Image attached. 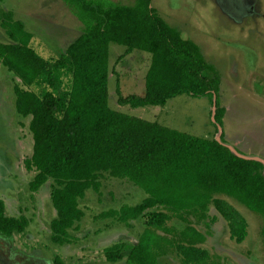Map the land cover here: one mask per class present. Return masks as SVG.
<instances>
[{
	"label": "trees",
	"instance_id": "trees-1",
	"mask_svg": "<svg viewBox=\"0 0 264 264\" xmlns=\"http://www.w3.org/2000/svg\"><path fill=\"white\" fill-rule=\"evenodd\" d=\"M83 28L57 55L43 56L32 45L33 32L13 10L2 9L0 26L8 40L0 41V64L19 78L13 85L16 111L30 116L32 151L23 165L34 173L28 187L36 191L51 179L50 199L56 210L50 220V239L73 240L84 214L79 199L91 188L100 192L104 172L127 178L146 195L134 204L122 203L99 211L130 225L143 217L144 226L125 255V264H159V256L175 251L181 264H220L219 255L200 243L205 233L195 221L209 219L213 205L226 220L229 235L240 242L247 221L219 194H226L264 217V164L233 151L223 140L192 134L112 108L108 101L111 72L109 43L149 53L141 94L123 95L118 102L132 106L164 104L178 93L208 95L215 101L213 119L221 125L224 107L218 97L219 74L199 45L183 37L151 5L113 0H65ZM39 83L35 91L23 85ZM162 206V209H155ZM183 221L176 228L172 217ZM25 214L5 211L0 198V233L23 232ZM122 241L102 248L108 261L123 256Z\"/></svg>",
	"mask_w": 264,
	"mask_h": 264
},
{
	"label": "rangeland",
	"instance_id": "rangeland-1",
	"mask_svg": "<svg viewBox=\"0 0 264 264\" xmlns=\"http://www.w3.org/2000/svg\"><path fill=\"white\" fill-rule=\"evenodd\" d=\"M232 1L151 0L158 13L183 37L194 40L205 59L214 64L220 78L218 97L224 107L220 130L208 95L178 93L157 105L119 103L117 83L123 95L143 92L150 54L137 49L126 51L125 45L116 42L109 43L108 101L114 109L192 134L210 138L222 134L225 143L264 160V0H245L247 7L252 6L251 13H238V2L230 6ZM2 9L13 10V16L33 32L32 45L47 57L60 53L83 28L65 0H0V12ZM7 40L0 26V41ZM18 80L0 64V198L6 213L25 214L30 222L23 232L9 236L0 233V264H125L128 247L144 226L143 217L126 225L95 215L122 203L134 204L146 192L127 178L104 172L100 192L88 188L79 199L84 214L77 222L78 228H70L73 240L53 242L49 225L56 214L50 199L52 180L47 179L36 191L30 190L28 181L34 171L23 165V158L32 151V136L28 128L30 116H22L15 109L13 85ZM23 86L35 91L43 89L39 83ZM219 195L245 217L247 234L242 241H236L229 235L226 220L210 205L209 215L216 219L195 221L205 233L200 245L217 253L220 264H264V217L226 194ZM168 223L176 228L184 224L174 216ZM115 241L124 243L123 256L108 261L102 248ZM158 261L181 264L175 251L159 256Z\"/></svg>",
	"mask_w": 264,
	"mask_h": 264
},
{
	"label": "flooded vegetation",
	"instance_id": "flooded-vegetation-1",
	"mask_svg": "<svg viewBox=\"0 0 264 264\" xmlns=\"http://www.w3.org/2000/svg\"><path fill=\"white\" fill-rule=\"evenodd\" d=\"M234 1L231 2L232 4L230 6H233ZM237 2H238V4L236 3V8L238 10V13H251V12H253L252 6L247 7L245 0H237Z\"/></svg>",
	"mask_w": 264,
	"mask_h": 264
},
{
	"label": "water",
	"instance_id": "water-1",
	"mask_svg": "<svg viewBox=\"0 0 264 264\" xmlns=\"http://www.w3.org/2000/svg\"><path fill=\"white\" fill-rule=\"evenodd\" d=\"M215 101H213V105L215 106V103H214ZM214 111V110H213ZM212 114H213V112H212ZM218 126V130H220V128H221V125H217ZM215 138H217V139H220V136L219 137H215ZM227 144V143H226ZM233 151H236V152H238L239 150H237L233 145H231V144H227ZM243 155L244 156H246V157H251V158H256V159H259V160H261L262 162H263V164H264V160L262 159V158H260V157H258V156H254V155H248V154H245V153H243ZM263 173H264V171H263Z\"/></svg>",
	"mask_w": 264,
	"mask_h": 264
},
{
	"label": "crops",
	"instance_id": "crops-1",
	"mask_svg": "<svg viewBox=\"0 0 264 264\" xmlns=\"http://www.w3.org/2000/svg\"><path fill=\"white\" fill-rule=\"evenodd\" d=\"M235 145V144H234ZM109 228H111L110 226H106V229H109Z\"/></svg>",
	"mask_w": 264,
	"mask_h": 264
}]
</instances>
